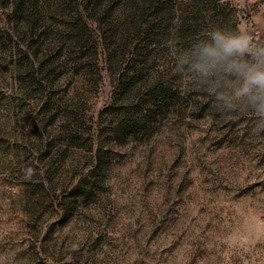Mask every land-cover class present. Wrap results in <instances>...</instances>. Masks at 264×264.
I'll list each match as a JSON object with an SVG mask.
<instances>
[{
	"label": "rangeland",
	"instance_id": "obj_1",
	"mask_svg": "<svg viewBox=\"0 0 264 264\" xmlns=\"http://www.w3.org/2000/svg\"><path fill=\"white\" fill-rule=\"evenodd\" d=\"M215 28L264 49V0H0V264H264V116L194 68Z\"/></svg>",
	"mask_w": 264,
	"mask_h": 264
},
{
	"label": "clouds",
	"instance_id": "obj_2",
	"mask_svg": "<svg viewBox=\"0 0 264 264\" xmlns=\"http://www.w3.org/2000/svg\"><path fill=\"white\" fill-rule=\"evenodd\" d=\"M212 43L203 47L202 61L194 68L204 75L223 65L239 78L235 90L238 98L246 99L253 109L264 116V49L254 46L250 37L241 32L226 33L221 28L211 32ZM248 56V61L242 58Z\"/></svg>",
	"mask_w": 264,
	"mask_h": 264
}]
</instances>
